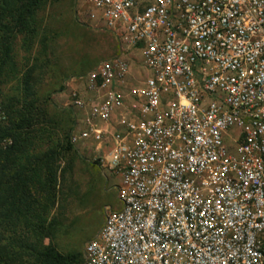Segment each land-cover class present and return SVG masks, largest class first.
<instances>
[{"label":"built area","instance_id":"built-area-1","mask_svg":"<svg viewBox=\"0 0 264 264\" xmlns=\"http://www.w3.org/2000/svg\"><path fill=\"white\" fill-rule=\"evenodd\" d=\"M81 2L119 41L67 104L119 177L82 264H264V0Z\"/></svg>","mask_w":264,"mask_h":264},{"label":"rangeland","instance_id":"rangeland-1","mask_svg":"<svg viewBox=\"0 0 264 264\" xmlns=\"http://www.w3.org/2000/svg\"><path fill=\"white\" fill-rule=\"evenodd\" d=\"M88 13L81 0H45L28 34L13 41L0 74V194L7 213L19 215L20 231L30 240L29 230L36 229L42 245L71 264H82L85 244L101 229L106 209L119 208V177L77 146L61 149L75 120L67 106L76 87L72 78H85L119 54L118 37ZM132 56L131 82L142 74L139 54ZM11 231L0 230L5 244ZM11 247L8 252L18 253Z\"/></svg>","mask_w":264,"mask_h":264},{"label":"trees","instance_id":"trees-1","mask_svg":"<svg viewBox=\"0 0 264 264\" xmlns=\"http://www.w3.org/2000/svg\"><path fill=\"white\" fill-rule=\"evenodd\" d=\"M45 0H0V74L5 69L6 63L13 52V41L18 35H24L30 31L34 14L41 7ZM63 151L71 152L74 147L69 139L65 143ZM9 151L3 152L7 156ZM2 153L0 154V156ZM17 183H15L16 185ZM7 199L0 194V230L4 232L7 227L12 229V236L5 244V238L0 232V257L5 264H71V258L58 254L51 248L42 245L40 235L36 229L32 231L33 241L25 233L20 231L18 226L19 215H11L6 210ZM18 231H20L18 233ZM16 246L18 253L11 251V246ZM75 260L79 255H73ZM26 257V261L24 260Z\"/></svg>","mask_w":264,"mask_h":264}]
</instances>
